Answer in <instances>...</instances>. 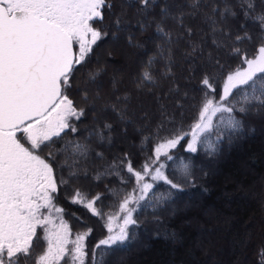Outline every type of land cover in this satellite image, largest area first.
I'll return each mask as SVG.
<instances>
[{
    "label": "snow or ice",
    "instance_id": "1",
    "mask_svg": "<svg viewBox=\"0 0 264 264\" xmlns=\"http://www.w3.org/2000/svg\"><path fill=\"white\" fill-rule=\"evenodd\" d=\"M154 3L155 0H124L122 7L135 8L140 13ZM199 4L200 0H189L194 10H198ZM112 7L111 0H0V264H60L62 260L64 264H108L110 258L127 252L135 239L130 227L138 223L134 217L137 206L155 207L171 195V190L183 191V185L170 178L166 169L171 168L172 175L182 176L185 182H193L190 157L176 155L174 150L178 146L193 154L203 146L208 154H214L225 138L231 140L244 127L237 114L246 116L254 109L264 111V11L257 12L255 0L224 4L218 13L213 7V13L222 20L237 16L251 20L261 34V43L251 58L242 52L240 42L252 40L242 24L245 30L235 36L230 54L247 67L224 74L222 82L208 72L200 77L196 89L199 108L190 130L160 136L139 168L127 155L109 165L113 171L107 174L120 175L122 184L132 183L133 187L123 196L117 213L106 217L107 235L93 246L89 260L86 241L91 229L70 240L71 231L59 215V228L53 231L46 227L53 223L52 211L61 214L63 210L53 203L58 184L53 164L43 153L62 158L70 175L75 176V166L81 159L87 160L92 152L90 141L81 143L74 137L62 136L65 130L77 131L70 123L71 118L84 115L83 109L69 98L68 89L76 66L85 61L92 45L102 37V31L93 22H103L104 10ZM122 15L125 13L113 14L114 40L118 34L129 32ZM169 15L167 7H162L161 22L155 28L157 34L168 40L171 33L163 24ZM182 16L183 12L172 19L182 24ZM147 26L139 22L141 31ZM212 27L215 31V21ZM228 38H232L231 34ZM127 40L130 47H142L130 32ZM74 45H78V53L74 52ZM221 46L217 43V47ZM152 63L149 59L137 77L138 88L154 83ZM99 75L100 70L90 72L88 80L96 81ZM83 99L89 100L86 89ZM91 99L95 102L100 96ZM118 99L127 102L128 97ZM112 110L120 120L125 119L126 113L115 106ZM111 129L112 125L105 122L93 129L90 137L101 144L111 143ZM141 136V145L151 144L150 137L143 132ZM95 156L103 159L102 152H96ZM125 171L128 175H121ZM160 184L168 186L167 195L156 196L154 190ZM151 198H155L156 204L149 203ZM99 199L98 195L83 206L92 215L104 218L96 207ZM81 200L77 193L72 202ZM41 209H48V215ZM114 220L120 221L116 228ZM38 227L44 229L43 239L47 241L42 254L34 251V240L41 239L37 236ZM258 256L260 264H264V249Z\"/></svg>",
    "mask_w": 264,
    "mask_h": 264
},
{
    "label": "trees",
    "instance_id": "2",
    "mask_svg": "<svg viewBox=\"0 0 264 264\" xmlns=\"http://www.w3.org/2000/svg\"><path fill=\"white\" fill-rule=\"evenodd\" d=\"M239 2L200 0L198 10H194L189 6V0H155L151 8L138 13L135 8L122 7L124 0H111L113 7L104 10V21L93 22L94 27L102 31V37L92 45V51L85 61L76 66L68 89L69 98L79 109H83L84 115L79 119H70V123L77 128L75 133L70 130L62 133L66 139L74 137L81 143L90 141L92 152L87 160L81 159L75 166V176L70 175L62 158L49 157L47 152L43 153V157L53 164L58 184L53 203L63 210L61 214L69 225L71 237L91 229L86 241L89 260L93 246L107 235L106 217L117 213L123 196L133 187L132 183L122 184L120 175L107 174L113 171L109 165L118 163L119 159L127 155L139 168L160 136H169L178 130H190L199 108V93L196 89L200 77L208 72L218 82H222L224 74L245 66L240 58L230 54L235 36L245 30L241 28L242 24L252 36L251 41L240 42L242 52L251 58L261 43V34L251 20L245 21L242 16L222 20L213 13V7L218 13L224 4L235 5ZM255 3L257 12L264 11V0H255ZM162 7H167L170 13L163 24L165 30L171 33L170 40L155 31L156 24L161 22ZM121 12L125 13L121 19L142 47L129 46V32L118 34L114 40L113 14L120 15ZM181 12L182 24L172 19ZM139 22L148 26L141 31ZM196 24H199L198 31L195 30ZM229 34L231 39L228 38ZM214 41L222 46L217 47ZM74 46L78 53V45ZM115 46L131 49L135 55L130 61L122 63L121 58L116 56ZM149 59L153 60L150 71L154 83H145L138 88L137 77ZM216 61L220 64L217 65ZM97 70H100V75L96 81H89V73ZM85 89L89 96L88 102L83 99ZM97 94L100 99L93 102L91 98ZM125 96L128 97L127 102L118 99ZM114 106L126 113L124 120H120L117 112L112 110ZM237 115L244 127L231 140L225 138L214 154H208L203 146L194 154L185 152L181 146L174 150L176 155L190 157L193 182H185L182 176H173L171 168L166 169L170 178L183 185V191L171 190V195L155 207L147 204L137 206L134 217L138 223L130 227L135 239L127 252L116 259L110 258L108 264H117L120 260H123V264L201 263L202 254L195 249V234L189 223L197 222L201 226V233L207 235L213 231L214 225L225 221V214L236 216V220H239L237 224L241 226L255 220L253 224H257V229L248 228V231H253V236L244 250L250 253L252 264H260L258 253L264 249V188L259 192L261 204H251L243 209L235 201L229 203V200L231 192L240 194L241 190L245 193L258 178L264 176V164L261 163L264 160V145L258 143L264 134L256 133L257 126L264 125V111L254 109L246 116ZM105 122L112 125L111 143L101 144L90 137V133ZM141 132L151 138V144L141 145ZM122 139L128 140L125 143ZM142 147L144 151H141ZM96 152L103 153L102 160L95 156ZM208 164H215L222 173L211 174ZM121 175L128 174L125 171ZM154 191L156 196L167 195L168 186L160 184ZM77 193L83 200L73 203ZM98 195L100 199L96 201V207L104 213V218L92 215L83 206L84 202ZM149 203L156 204L155 198H151ZM224 205H228L229 209ZM205 211L210 216L205 215ZM222 223L220 230L223 231L227 225ZM235 226L238 229V225ZM258 230L263 231L262 237L256 236ZM43 233V228L37 229V236L41 239L34 240L36 254H42L46 246ZM173 236L174 239L170 238ZM213 239L216 240L215 244L205 243L204 247L206 245L205 250L210 248L216 256L219 239L216 236ZM240 257L239 251H234L225 258L230 264H240ZM216 260L222 261L223 258L216 256Z\"/></svg>",
    "mask_w": 264,
    "mask_h": 264
},
{
    "label": "rangeland",
    "instance_id": "3",
    "mask_svg": "<svg viewBox=\"0 0 264 264\" xmlns=\"http://www.w3.org/2000/svg\"><path fill=\"white\" fill-rule=\"evenodd\" d=\"M195 30H199V24H196L195 26ZM90 39V36H89ZM199 39V38H197ZM198 42V40H197ZM115 49L117 50L116 56L118 58H121L120 61H122V63L124 62H128L132 59V56L135 55L133 54V51L131 49H124L123 47H117L115 46ZM119 49V50H118ZM247 65L245 64V66L243 68H246ZM186 89V87H185ZM188 89V88H187ZM189 90V89H188ZM264 125L261 126H257L256 129V133H259V135L264 134ZM188 139H190V137H188ZM123 140V139H122ZM128 140V139H127ZM126 140V141H127ZM125 141V139L123 140ZM125 141V143H126ZM260 144L264 145V136H262L259 139ZM128 144H130V142L128 141ZM262 165L264 164V160H261ZM208 170L211 172V174L213 175H220L222 173V170L216 166L215 164H208ZM254 187V188H253ZM264 188V176L263 178H258L256 183H254V185H252L250 188L246 189V192L244 193V191L242 192L241 190L239 192H241L240 194L231 192L230 196L231 199L229 200V203L232 201H235L236 204L240 207V208H245V207H249L251 204L252 205H258L262 203L261 200V196L259 194L260 191H262ZM55 204V203H54ZM56 207H59L58 205L55 204ZM227 209H229L228 205H224ZM61 208V207H59ZM210 208V207H209ZM42 213H44L45 215H48L49 210L48 209H41ZM199 212V211H198ZM207 216H210L209 213H207V211H205ZM58 215L62 216V214H57L55 213V211H52L51 214V219L53 220V223L51 225H47L46 227H48L51 230H56L57 228H59V219H58ZM226 219L225 221L222 223L223 225H227L225 226L227 229L225 230H220L221 229V223L218 225H214L213 231H211L209 234L207 235H203L200 231V225L195 222L192 221V223H189V227L191 228V230L194 232L195 234V242H196V246L195 249L197 251H199L202 254V261L201 263L198 262V264H230L227 261V256H229L230 254H232L234 251H239L240 255H241V260L239 261L240 264H252L251 262V258H250V253L248 251H245L244 249L247 247V245L251 242V236H253V231H248V228H252L254 227V229H257V224H253V222L255 220H252L250 222H247L244 225H239L237 224L239 222V220H236V216H231L230 214H225ZM63 218V217H62ZM65 221V219H63ZM231 220H233L232 222H230ZM67 223V221H65ZM120 221L114 220L113 221V227L116 228L117 224ZM68 225V223H67ZM220 225V226H219ZM235 225H238V229L236 228ZM255 225V226H254ZM69 227V225H68ZM240 227V228H239ZM39 228V227H38ZM37 228V229H38ZM70 229V228H69ZM247 230V231H245ZM71 231V230H70ZM245 231V232H244ZM213 232V233H212ZM252 233V235H251ZM263 231L262 230H258V234L256 235L257 237H262ZM216 236L219 241L217 242L219 244V247L216 248V256H220L221 258H223L222 261H218L216 260V256H214L211 252V249H206L207 247L204 244L207 243V245L209 244H215L216 240L213 239ZM70 240L75 239V236L72 238L71 235L69 237ZM253 242V241H252ZM221 246V247H220ZM47 247V242H46V246L45 248H43L42 250H46ZM69 248L72 247L71 244H69L68 246ZM212 247V246H210ZM210 251V252H209ZM245 251V252H244ZM214 252V251H213ZM204 257V258H203ZM117 262V260H116ZM214 262V263H213ZM61 263L64 264V261L62 260ZM123 264V260H120L117 264Z\"/></svg>",
    "mask_w": 264,
    "mask_h": 264
},
{
    "label": "water",
    "instance_id": "4",
    "mask_svg": "<svg viewBox=\"0 0 264 264\" xmlns=\"http://www.w3.org/2000/svg\"><path fill=\"white\" fill-rule=\"evenodd\" d=\"M74 52L76 53V51H75V47H74Z\"/></svg>",
    "mask_w": 264,
    "mask_h": 264
}]
</instances>
